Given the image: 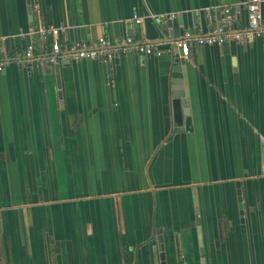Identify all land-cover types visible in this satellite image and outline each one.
<instances>
[{
    "label": "crops",
    "instance_id": "0c3cea01",
    "mask_svg": "<svg viewBox=\"0 0 264 264\" xmlns=\"http://www.w3.org/2000/svg\"><path fill=\"white\" fill-rule=\"evenodd\" d=\"M245 1L0 0L11 53L51 25L156 47L0 73V264H264V36L191 47L172 89L174 42Z\"/></svg>",
    "mask_w": 264,
    "mask_h": 264
},
{
    "label": "built area",
    "instance_id": "2783aa9c",
    "mask_svg": "<svg viewBox=\"0 0 264 264\" xmlns=\"http://www.w3.org/2000/svg\"><path fill=\"white\" fill-rule=\"evenodd\" d=\"M262 2L264 0H247L240 5L225 8L224 15L228 17V21L219 23V26L208 36H200L195 31H186L174 42V48L179 51L181 58H185L193 46L214 44L221 46L229 41L251 44L256 38L264 36V18L259 9V4ZM240 7L247 12V23L243 30L234 27ZM173 16L169 15L167 18ZM150 17L155 18L152 15ZM163 18V16L156 17L164 23ZM133 19L136 24L141 21L136 15H133ZM30 34L33 40L21 50L11 53L8 49H0V73L10 64L31 69L34 66L44 67L90 59L108 65L119 53L144 56L156 53L153 44L136 41L132 37L112 40L102 36L95 42L68 41L64 37L66 34L64 25L41 26Z\"/></svg>",
    "mask_w": 264,
    "mask_h": 264
},
{
    "label": "water",
    "instance_id": "95a60500",
    "mask_svg": "<svg viewBox=\"0 0 264 264\" xmlns=\"http://www.w3.org/2000/svg\"><path fill=\"white\" fill-rule=\"evenodd\" d=\"M218 18L220 19V17H218ZM193 22L195 25L198 23L196 18ZM167 27H168L167 28L168 33L171 34V31H170L171 30V22L170 21H167ZM169 36H171V35H169ZM180 76L184 77V79H185V67H184L183 59H181V57H180V53L178 51H175L174 67L172 68V79H173V83H174V87L172 88L173 91L180 90V81L183 80V78H181ZM177 94H178V92L174 96H176L178 98H175L173 101V112H174L173 122H174V126L180 127L184 124V127H186V126H188V122H189L187 119L189 111L186 108L187 99L185 98V94H180V93L178 95ZM178 105H184V109L181 111V113H180V110L178 108ZM182 117H185L184 121L182 120ZM237 195H238V201L240 202L241 201L240 191H237ZM241 208H242V205L239 204V209H241ZM240 212H242V211H240ZM159 241L161 243V241H162L161 237H159ZM160 250L163 251L162 244L160 245ZM159 258H160V264H164V255L162 253H160Z\"/></svg>",
    "mask_w": 264,
    "mask_h": 264
}]
</instances>
